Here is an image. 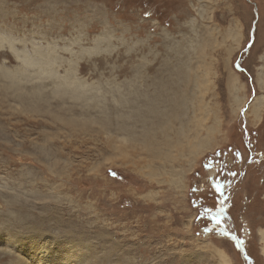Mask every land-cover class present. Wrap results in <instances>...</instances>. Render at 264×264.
<instances>
[{
	"label": "rangeland",
	"instance_id": "obj_1",
	"mask_svg": "<svg viewBox=\"0 0 264 264\" xmlns=\"http://www.w3.org/2000/svg\"><path fill=\"white\" fill-rule=\"evenodd\" d=\"M18 68L86 94L0 76V264H264V0H0Z\"/></svg>",
	"mask_w": 264,
	"mask_h": 264
},
{
	"label": "bare ground",
	"instance_id": "obj_2",
	"mask_svg": "<svg viewBox=\"0 0 264 264\" xmlns=\"http://www.w3.org/2000/svg\"><path fill=\"white\" fill-rule=\"evenodd\" d=\"M236 32H238V31H236ZM235 33V32H234ZM239 33V32H238ZM240 35V34H239ZM238 35L236 34V35H234V38H235V41H238ZM240 40V39H239ZM12 42V41H11ZM12 44V43H11ZM13 45V44H12ZM12 45H10L11 47L10 48H13L12 47ZM15 45V44H14ZM9 46V45H8ZM16 47V46H15ZM39 49V48H38ZM13 50L14 51H12V53L14 52L15 53V56L17 57V59H20L23 63L25 62V63H28V64H30V63H32V62H30L29 60L31 59L32 61H33V58H28V59H24V57H22L21 56V53H20V51L18 50V51H16L15 50V48H13ZM48 50V49H47ZM22 52H23V50H21ZM26 51V50H25ZM28 53V52H27ZM25 54V53H24ZM39 54H40V51H39ZM53 53H50V52H48V55H47V53L46 54H43L44 56L46 55V57H49L50 58V55H51V57H52V59H53V55H52ZM26 56H28L27 54H25ZM33 57V56H32ZM45 57V58H46ZM47 60H48V58H46ZM37 60V59H36ZM51 60V59H50ZM38 61H40V59L38 60ZM24 63V66H28V65H26ZM39 62H37V63H35L36 65L38 64ZM52 63L53 62H48V65L50 66V70H49V68H48V76L47 77H49V78H53V77H55V76H58V75H56V71H55V69H53V67H52ZM45 64H47V62L45 61ZM38 65H40L41 66V68H43V64H38ZM43 65V66H42ZM56 64H55V62L53 63V66H55ZM21 66V65H20ZM47 66V65H46ZM22 67V66H21ZM31 68V67H30ZM24 69H25V67H24ZM27 70V69H26ZM26 70H24L25 72H26ZM43 70V69H42ZM18 71H20V72H18ZM28 71H30L29 69H28ZM10 72V73H9ZM15 72H17V73H19V75L18 74H15ZM15 72H13V71H10V70H7V69H2L1 71H0V76H3V75H5V76H7V75H9V76H11V77H13V75H11L12 73L14 74V75H16L15 77H16V79H18L16 82H17V84L18 85H20V88H26V89H28L29 91H32V94L34 95V98L32 97L33 95L31 94V92L29 93L30 95H32V96H28L29 94L28 93H25V95H24V93H23V96H22V99L25 101V102H28L29 104H36V102H35V96L37 97V99H38V101L39 100H41L42 99V97H40V96H44L45 98H43V102H42V106H50V104L51 103H53V99L54 98H52V94L53 95H55V96H58L60 99L59 100H63V101H66V88L68 87L69 89H71L72 91H73V94H74V92H77L78 94H75V97H73V98H76V100L78 99V98H81L80 96H83V95H85L86 94V90L84 89V86L83 85H80L82 88H79V87H77V86H73V82H68L67 80L68 79H66L65 81H62V80H59V81H57L56 80V83H55V85L53 86V88H49V86H48V84H52V80L51 79H45V80H43L42 78H40V79H36V80H38V81H35V82H33L34 81V79L32 80V78H30L29 77V75H26L24 72H23V70H20L19 68L18 69H16V71ZM28 73H30V72H28ZM32 74V73H31ZM30 74V75H31ZM21 77H23V79H24V81L22 80V78ZM34 77V76H33ZM62 78V77H61ZM70 78V77H69ZM73 78V77H72ZM76 78V77H75ZM15 79V78H14ZM258 80H261V79H259L258 78ZM62 81V82H61ZM70 81V80H69ZM71 81H74L73 79L71 80ZM59 82V83H58ZM61 82V83H60ZM76 85V84H75ZM63 88H62V87ZM67 86V87H66ZM88 88V87H87ZM78 89L80 90V91H78ZM91 89V88H90ZM36 91V92H35ZM84 92H85V94H84ZM41 93H43V95H41ZM98 94V93H97ZM100 94V93H99ZM77 95V96H76ZM20 95H17V97H19ZM89 96V95H88ZM87 96V97H88ZM129 96V95H128ZM90 97H92V96H90ZM120 97V96H119ZM41 98V99H40ZM51 98H52V100H51ZM85 99H86V97H84ZM84 98H82V99H84ZM92 98H94V97H92ZM102 98V97H101ZM123 98H124V96H123ZM84 99V100H85ZM88 99V98H87ZM90 99V98H89ZM126 99V98H125ZM79 100V99H78ZM138 100V99H137ZM42 101V100H41ZM81 101H83V100H81ZM96 101V100H95ZM94 101V102H95ZM21 102V101H20ZM51 102V103H50ZM79 102H80V100H79ZM97 102V101H96ZM262 100H261V98H258L257 100H256V102H254L249 108H250V110L252 111V113L254 114V116L256 117L255 119L256 120H258V119H260V117H261V112H262V109L264 108V105H262ZM83 103V102H82ZM86 103H87V101H86ZM27 104V103H26ZM84 104V103H83ZM90 104V103H89ZM103 104V103H102ZM95 105V104H94ZM105 105V104H104ZM86 106V105H85ZM90 106V105H89ZM97 106V105H96ZM126 106V105H125ZM66 107V106H65ZM78 108V107H77ZM86 108V107H85ZM85 108L83 107V109L85 110ZM89 108V107H88ZM103 108V107H102ZM66 109H68V108H66ZM66 109H63V110H66ZM81 109V108H80ZM68 110H73V108H70V109H68ZM81 112H82V110H80ZM250 111V112H251ZM73 112V111H72ZM77 113H78V111H76ZM85 112V111H84ZM90 112V111H89ZM249 112V113H250ZM86 113V112H85ZM91 113V112H90ZM251 113V114H252ZM68 114V113H67ZM82 114V113H81ZM86 114H89V113H86ZM82 115H84V114H82ZM107 115V114H106ZM106 119V118H105ZM110 118H108V120H109ZM111 121V120H110ZM112 125V124H111ZM210 175L212 176V177H214V175H216V173H215V171L214 170H212L211 172H210ZM259 234H260V241L262 242V254H263V256H264V231H260L259 232ZM44 247V249H41V250H39V251H37V252H39L40 253V256H44L45 257V255H47V249H46V247L45 246H43ZM33 247H31V249H32ZM30 250V249H29ZM41 251V252H40ZM36 253V252H35ZM36 254H38V253H36ZM37 262V261H36ZM40 262V261H39ZM227 263L228 264H230L228 261H227Z\"/></svg>",
	"mask_w": 264,
	"mask_h": 264
},
{
	"label": "flooded vegetation",
	"instance_id": "obj_3",
	"mask_svg": "<svg viewBox=\"0 0 264 264\" xmlns=\"http://www.w3.org/2000/svg\"><path fill=\"white\" fill-rule=\"evenodd\" d=\"M257 16V15H256ZM251 40V39H250ZM250 42V41H249ZM248 42V43H249ZM246 44L247 46H246V48L249 50V48L252 46V45H250V44ZM252 44H253V42H252ZM248 50H245V51H248ZM238 64V63H237ZM239 69H241V66H240V68ZM243 70H245L246 68H242ZM253 82H255V79H253Z\"/></svg>",
	"mask_w": 264,
	"mask_h": 264
},
{
	"label": "snow or ice",
	"instance_id": "obj_4",
	"mask_svg": "<svg viewBox=\"0 0 264 264\" xmlns=\"http://www.w3.org/2000/svg\"><path fill=\"white\" fill-rule=\"evenodd\" d=\"M233 175H235V174L233 173Z\"/></svg>",
	"mask_w": 264,
	"mask_h": 264
}]
</instances>
